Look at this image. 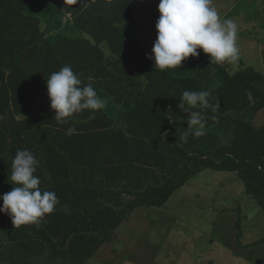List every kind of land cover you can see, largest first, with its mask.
<instances>
[{
  "label": "trees",
  "instance_id": "1",
  "mask_svg": "<svg viewBox=\"0 0 264 264\" xmlns=\"http://www.w3.org/2000/svg\"><path fill=\"white\" fill-rule=\"evenodd\" d=\"M35 1L0 0V195L13 187L17 150L28 149L39 161L40 188L60 204L38 227H14L0 213V264H85L136 209L164 208L205 170L235 174L264 210V126L252 124L264 109L263 74L243 64L230 74L228 62L211 64L201 49L181 68L156 69L137 41L128 0H45L52 5H43V18L60 27L69 13L76 37L52 34L48 21L41 28V16L25 14ZM65 65L84 84L93 78L113 114L85 110L56 122L46 80ZM184 90H210L219 104L206 111L200 138L185 139L188 114L177 107Z\"/></svg>",
  "mask_w": 264,
  "mask_h": 264
},
{
  "label": "rangeland",
  "instance_id": "2",
  "mask_svg": "<svg viewBox=\"0 0 264 264\" xmlns=\"http://www.w3.org/2000/svg\"><path fill=\"white\" fill-rule=\"evenodd\" d=\"M159 2L133 0L139 22L137 41L148 58L157 38ZM45 4L52 5L36 0L25 14L43 13ZM213 6L239 28L240 59L229 63L227 71L232 74L243 64L264 75V0H213ZM52 17H41V28L46 21L53 26ZM67 21L63 18L62 25ZM100 48L105 57L110 55L105 44ZM102 99V109L113 114L114 105ZM252 124L264 126V109ZM260 240H264V210L244 193L235 174L205 170L175 191L164 208L136 209L116 229L112 241L85 264H264V244L243 247Z\"/></svg>",
  "mask_w": 264,
  "mask_h": 264
},
{
  "label": "clouds",
  "instance_id": "3",
  "mask_svg": "<svg viewBox=\"0 0 264 264\" xmlns=\"http://www.w3.org/2000/svg\"><path fill=\"white\" fill-rule=\"evenodd\" d=\"M76 3L77 0H70ZM159 18L155 28L157 38L149 59L154 60L160 71L181 68L189 57L196 58L201 49L210 62L235 63L240 59L238 46V24L232 18H222L213 6V0H160ZM92 77L84 84L80 74L71 65L50 74L46 80L50 107L55 111L58 124L85 110L98 111L104 107L103 99L93 87ZM208 91L184 90L177 107L188 114L185 139L191 133L194 138L206 134V111L215 112L218 102L213 104ZM76 132L68 128L67 135ZM39 161L28 149L17 150L11 164L8 180L12 189L0 195L3 206L0 213L11 218L14 227L40 225L41 221L56 210L60 200L53 191L40 188L41 180L35 175ZM65 211L68 205L62 206Z\"/></svg>",
  "mask_w": 264,
  "mask_h": 264
},
{
  "label": "crops",
  "instance_id": "4",
  "mask_svg": "<svg viewBox=\"0 0 264 264\" xmlns=\"http://www.w3.org/2000/svg\"><path fill=\"white\" fill-rule=\"evenodd\" d=\"M91 1H93L92 3L101 4V6H104V4H105L102 0H90V2L87 3L86 6H89V4L91 3ZM111 1H113V0H110V1H108L107 3L111 2ZM116 1H117V0H116ZM128 1H129V13L131 14L132 19L136 20V22H137V25H136V27H135V33H136L137 28L139 27V22L137 21V16L135 15V6H134V4H133V0H128ZM125 4H128V3H125ZM106 5L109 6L108 4H106ZM107 6H106V7H107ZM30 15H31V14H30ZM37 15L43 17V14L40 13V12H39V14H37ZM65 17H67V18L69 19V22H70V20L72 19V16H71L69 13H66L64 16H62L60 27H58V26H53V34L56 33V32H59V31L62 30V29H64L65 32H66V34L69 35L70 37L80 36V33L77 32V31H74V30H71V29L67 30V29L69 28V27H67V26H68V23H67V25H65V26L62 25V19L65 18ZM44 21H45V20H44ZM84 36H85V35H84ZM137 40H138V38H137ZM138 43H139V41H138ZM139 45H140V43H139ZM140 46H141V45H140ZM141 48L144 50V47L141 46ZM144 52H145V50H144ZM145 53H146V52H145ZM145 55H146V54H145ZM146 57L148 58V56H146ZM148 59H149V58H148ZM149 60H150V59H149ZM150 61H151V60H150Z\"/></svg>",
  "mask_w": 264,
  "mask_h": 264
}]
</instances>
